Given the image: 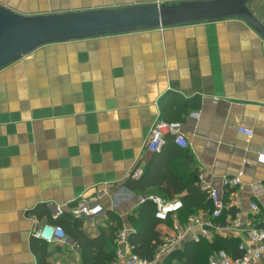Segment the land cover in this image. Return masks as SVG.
Returning a JSON list of instances; mask_svg holds the SVG:
<instances>
[{"label": "crops", "instance_id": "obj_1", "mask_svg": "<svg viewBox=\"0 0 264 264\" xmlns=\"http://www.w3.org/2000/svg\"><path fill=\"white\" fill-rule=\"evenodd\" d=\"M180 1L192 0H0V6L35 16ZM248 7L264 25V0ZM171 94L198 103L181 120L191 170L219 192L222 177L242 171V215H250L251 202L263 210L264 38L246 21L229 17L50 43L0 69V264H38L33 230L63 213L73 216L75 208H103L77 218L95 238L111 224L108 211L129 229L139 203L151 193L165 197L122 183L149 159L145 139L161 117V99ZM168 221L156 227L161 240L172 234ZM43 244L45 264H81L68 233ZM176 249L155 264H181L169 257Z\"/></svg>", "mask_w": 264, "mask_h": 264}, {"label": "trees", "instance_id": "obj_2", "mask_svg": "<svg viewBox=\"0 0 264 264\" xmlns=\"http://www.w3.org/2000/svg\"><path fill=\"white\" fill-rule=\"evenodd\" d=\"M178 98L180 99L179 95L171 94L166 102L164 98L161 99L162 119L181 122L192 109L198 107L195 100L182 98L179 100ZM149 156L142 166L141 174L133 178L131 173L122 183L123 187L139 192L155 188L165 196L163 199H172L174 195H180L183 206L177 216L182 223L200 211L212 210L213 206L206 192L197 183V170H191V156L188 150L176 145L173 138L167 136L162 151ZM226 196L225 192V199ZM154 211L155 207L152 202L145 199L138 204L135 212L128 216L132 229L128 235L129 244L134 253L147 261L153 259L157 247L162 243L160 233L156 230L161 221L155 218ZM229 212L233 214L234 208ZM107 215L111 224L101 228L95 238L85 235L80 229L79 219L69 214L63 213L55 220H50V223L62 227L64 232L68 233L78 244L81 251V264H108L114 259L116 235L123 226L117 214L108 211ZM238 244V238H223L215 235L211 242L204 238L197 242L186 241L180 248L172 251L169 257L176 258L181 264H208L209 258L219 250H224L233 257L240 256L242 252L238 251ZM31 245L37 255L38 264H45L46 245L33 236Z\"/></svg>", "mask_w": 264, "mask_h": 264}, {"label": "built area", "instance_id": "obj_3", "mask_svg": "<svg viewBox=\"0 0 264 264\" xmlns=\"http://www.w3.org/2000/svg\"><path fill=\"white\" fill-rule=\"evenodd\" d=\"M239 132L252 136V131L246 128H238ZM167 136L173 138V142L184 148L188 142L181 132V122L166 121L161 117L152 124L148 136L145 139L144 149L147 153H160L166 144ZM142 172V166L132 172V177H138ZM242 171L236 175L221 178L222 190L219 192L211 184L204 180L202 173L197 175V183L204 190L212 203L211 211H200L182 223L177 214L183 203L180 198L163 199L159 196L150 195V200L155 207L154 216L161 223L172 219V234L165 236L159 245L160 250L151 261L140 258L133 252L129 244L128 235L131 228H123L117 232L114 259L108 264H155L156 259L172 249H176L186 241L197 242L201 238L213 239L214 236L223 238H238V251L242 254L237 257L229 255L224 250L215 252L208 260V264H264V209L261 210L255 202L249 204L250 215L244 217L240 210V199L238 191L242 188ZM226 192V199L224 193ZM234 208L233 214L229 212ZM103 212L101 206L79 207L72 210L75 218L83 216L98 215ZM60 213V211L58 212ZM32 236L50 243L54 240H61L65 232L59 225L44 223L36 227ZM52 264H62L55 261Z\"/></svg>", "mask_w": 264, "mask_h": 264}, {"label": "water", "instance_id": "obj_4", "mask_svg": "<svg viewBox=\"0 0 264 264\" xmlns=\"http://www.w3.org/2000/svg\"><path fill=\"white\" fill-rule=\"evenodd\" d=\"M252 0H192L123 9L27 16L0 6V69L46 44L229 17L246 21L264 38Z\"/></svg>", "mask_w": 264, "mask_h": 264}, {"label": "rangeland", "instance_id": "obj_5", "mask_svg": "<svg viewBox=\"0 0 264 264\" xmlns=\"http://www.w3.org/2000/svg\"><path fill=\"white\" fill-rule=\"evenodd\" d=\"M152 195H155V196H160L159 194H157V193H151Z\"/></svg>", "mask_w": 264, "mask_h": 264}]
</instances>
